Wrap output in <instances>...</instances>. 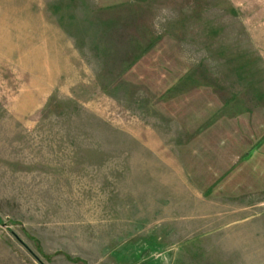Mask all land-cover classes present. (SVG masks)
I'll return each mask as SVG.
<instances>
[{
	"label": "rangeland",
	"instance_id": "374dc122",
	"mask_svg": "<svg viewBox=\"0 0 264 264\" xmlns=\"http://www.w3.org/2000/svg\"><path fill=\"white\" fill-rule=\"evenodd\" d=\"M260 198L264 0H0V264H207Z\"/></svg>",
	"mask_w": 264,
	"mask_h": 264
},
{
	"label": "crops",
	"instance_id": "0c3cea01",
	"mask_svg": "<svg viewBox=\"0 0 264 264\" xmlns=\"http://www.w3.org/2000/svg\"><path fill=\"white\" fill-rule=\"evenodd\" d=\"M263 203L264 198H260L254 210L240 209L225 215L224 225L213 229L223 233L215 238L216 251L208 256L207 264H264Z\"/></svg>",
	"mask_w": 264,
	"mask_h": 264
}]
</instances>
